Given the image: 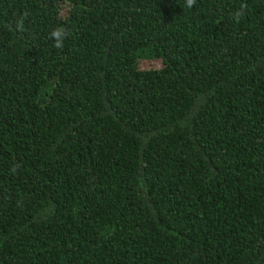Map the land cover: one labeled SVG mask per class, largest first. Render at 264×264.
Here are the masks:
<instances>
[{
	"label": "trees",
	"instance_id": "1",
	"mask_svg": "<svg viewBox=\"0 0 264 264\" xmlns=\"http://www.w3.org/2000/svg\"><path fill=\"white\" fill-rule=\"evenodd\" d=\"M0 264H264V0H0Z\"/></svg>",
	"mask_w": 264,
	"mask_h": 264
},
{
	"label": "clouds",
	"instance_id": "2",
	"mask_svg": "<svg viewBox=\"0 0 264 264\" xmlns=\"http://www.w3.org/2000/svg\"><path fill=\"white\" fill-rule=\"evenodd\" d=\"M196 4V0H185V6L187 8H192ZM246 4H241L238 9L233 11L231 13V18L239 23L240 20L245 16L246 14ZM70 32L65 27H56L53 29V31L50 34V39L54 41V47L56 49H63L65 45V41L69 38ZM17 170L16 167H13L12 171L15 172Z\"/></svg>",
	"mask_w": 264,
	"mask_h": 264
},
{
	"label": "rangeland",
	"instance_id": "3",
	"mask_svg": "<svg viewBox=\"0 0 264 264\" xmlns=\"http://www.w3.org/2000/svg\"><path fill=\"white\" fill-rule=\"evenodd\" d=\"M160 65H161L160 61H147L142 64L140 63V66L142 67H156Z\"/></svg>",
	"mask_w": 264,
	"mask_h": 264
}]
</instances>
